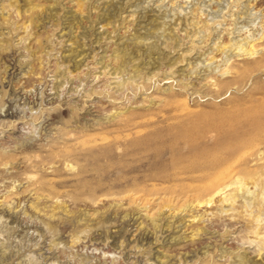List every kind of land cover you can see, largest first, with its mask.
Masks as SVG:
<instances>
[{"label": "rangeland", "instance_id": "1", "mask_svg": "<svg viewBox=\"0 0 264 264\" xmlns=\"http://www.w3.org/2000/svg\"><path fill=\"white\" fill-rule=\"evenodd\" d=\"M78 3L0 0V264H264V0Z\"/></svg>", "mask_w": 264, "mask_h": 264}, {"label": "bare ground", "instance_id": "2", "mask_svg": "<svg viewBox=\"0 0 264 264\" xmlns=\"http://www.w3.org/2000/svg\"><path fill=\"white\" fill-rule=\"evenodd\" d=\"M78 2H79L78 4H81V3L85 4V0H78ZM194 24L198 25L197 22H194ZM195 27L199 31L201 28L204 27V25H202L200 27L199 26L198 27L195 26ZM258 44H260V43H258ZM222 45H218V46L220 47ZM228 45H229V47L226 45L228 47V49L230 48V49H233V51H237L236 55L240 56V57L246 56L248 59H250L251 57H253L255 54L258 53L257 49L255 48L258 45H256L254 40L252 42H249L248 38H244L241 41L232 42L231 44H228ZM223 51H224V49H223ZM227 51H229V50H227ZM211 59L214 60L213 58H211ZM122 65H124V64H122ZM225 65H229L228 61H227V64H225ZM120 67H122V66H120ZM125 68H124V70H125ZM234 70H236V68ZM115 72H116V70H115ZM141 133H142V130H140V129L136 132L137 135L141 134ZM143 138H144V136L139 138V140L138 139H136V141L132 140L133 141L132 145L134 143L143 142L144 141ZM211 156L212 155L201 156L200 158H197V159H194L191 161V163L188 167L189 168L188 173L191 176H193V179L190 180V184L187 187L188 192L196 197V199H194V200L197 201L198 206H202L205 208L213 207L214 203H215V197H217V196L220 197V200L219 199L218 200L221 201L223 204L229 203L228 205L231 206L236 202V199H237L236 194H235L236 192L234 193V190H233L232 193H231V191H228V193H227L226 190L232 186L235 187L236 191L237 190L238 191L243 190L244 186H245V182H244L245 179L242 177H239L235 174V169H234V166L231 162L222 161L223 159L222 160L215 159L216 156L215 157L214 156L211 157ZM186 173H187V171H186ZM263 196H264V193H263ZM261 199H263V198H261ZM250 200L253 201L252 199L246 200V202L244 203L245 207L248 208L251 206L252 202ZM228 205H226V206L228 207ZM226 212H228V211L226 210ZM193 218L194 219L199 218V220L202 219L201 215L200 216L199 215L194 216ZM253 222H254V226H255L254 227V233L256 235V238H259L261 240V242H262L261 248L264 249V236L261 235L262 233L260 231L258 232V228L260 225L259 224V222H260L259 217L254 216ZM252 231H253V229H252Z\"/></svg>", "mask_w": 264, "mask_h": 264}]
</instances>
